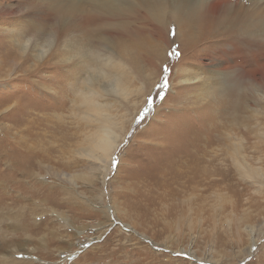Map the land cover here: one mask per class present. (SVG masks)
Masks as SVG:
<instances>
[{
    "label": "rangeland",
    "instance_id": "1",
    "mask_svg": "<svg viewBox=\"0 0 264 264\" xmlns=\"http://www.w3.org/2000/svg\"><path fill=\"white\" fill-rule=\"evenodd\" d=\"M3 2L12 6L0 10L6 39L7 28L38 20L28 0ZM53 34L43 57L17 41L0 50L9 62L0 65V264H264V143L255 137H264V93L250 88L240 112L198 100L200 83H184L183 68L226 79L242 70L206 56L191 63L174 44L149 68L137 108L125 105L126 134L97 175L75 154L84 129L71 113L66 39ZM234 143L261 182L241 177Z\"/></svg>",
    "mask_w": 264,
    "mask_h": 264
},
{
    "label": "bare ground",
    "instance_id": "2",
    "mask_svg": "<svg viewBox=\"0 0 264 264\" xmlns=\"http://www.w3.org/2000/svg\"><path fill=\"white\" fill-rule=\"evenodd\" d=\"M30 4L33 11L28 16L38 20L29 18L7 28L8 39L0 35V50L6 54L9 42L14 47L17 41L22 51L30 49L34 57H43L45 47L51 46L49 37L55 39L53 32L65 37L61 48L71 65V113L84 129L75 154L92 161L94 174L105 173L126 134L125 105L137 108L143 89L153 79L155 70L149 68L158 70L154 62L169 59L174 44H179L181 59L187 52L194 54L191 60L196 62L191 63H201L206 56L213 63L221 59L242 70L238 79L230 73L227 80L215 71L206 76L198 69L183 68L184 83H200L195 93L198 100H217L239 111L250 88L264 93V0H53L51 8ZM11 8L0 4L2 11ZM2 62L9 65L7 59ZM23 67L24 63L15 71ZM65 103V97H60L59 104ZM255 137L256 143H264L261 133ZM243 147L240 143L230 146L237 170L241 177L261 182L262 169L244 163Z\"/></svg>",
    "mask_w": 264,
    "mask_h": 264
},
{
    "label": "snow or ice",
    "instance_id": "3",
    "mask_svg": "<svg viewBox=\"0 0 264 264\" xmlns=\"http://www.w3.org/2000/svg\"><path fill=\"white\" fill-rule=\"evenodd\" d=\"M35 7L51 8L53 7V0H29ZM115 163H119L117 159Z\"/></svg>",
    "mask_w": 264,
    "mask_h": 264
}]
</instances>
